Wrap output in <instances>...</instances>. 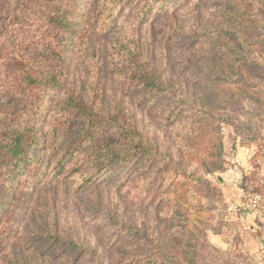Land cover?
Returning <instances> with one entry per match:
<instances>
[{
    "label": "rangeland",
    "instance_id": "374dc122",
    "mask_svg": "<svg viewBox=\"0 0 264 264\" xmlns=\"http://www.w3.org/2000/svg\"><path fill=\"white\" fill-rule=\"evenodd\" d=\"M39 1L0 0V103L16 90L12 61L38 45L4 28L35 39ZM117 1L73 3L64 84L28 91L40 130L60 126L40 135L45 173L0 178V264H264V0H169L139 22L144 0ZM238 146L253 167L240 183L262 197L250 217L233 210L242 191L224 195ZM107 147L125 161L83 162Z\"/></svg>",
    "mask_w": 264,
    "mask_h": 264
},
{
    "label": "trees",
    "instance_id": "16d2710c",
    "mask_svg": "<svg viewBox=\"0 0 264 264\" xmlns=\"http://www.w3.org/2000/svg\"><path fill=\"white\" fill-rule=\"evenodd\" d=\"M76 0H41V3H36V10L40 9L43 11L42 18L44 24L40 23L37 25L39 32L35 35V39H30L27 35H16L8 32L5 29L3 37L5 40H9L14 44L24 43L29 44L28 48L32 46V43L38 44L34 48L29 49L30 53H22L18 55L12 61V69L8 76L11 85L10 89H14L9 93L10 99L5 103H0V178H8L5 176H16L21 174L22 171L26 170L27 165L34 164L35 169L38 170V174L45 173L47 163L44 161L39 165L38 162L40 156L36 154V151L43 142L40 139V135L46 137L50 132V128L53 131L57 130L59 124L53 122L48 123L44 126L42 131L40 130L37 119L42 114L41 103L39 101H29V89L30 92H36V89L43 91L54 92L59 90L64 81L59 77V67L63 63V50L68 37L73 33L74 29L71 28L70 16L71 7H74L73 3ZM129 0H118L115 3L114 8L118 4L128 2ZM172 1L169 0H144L142 6L136 13L137 21H142L147 14L152 12L151 17H156L162 14L168 9ZM158 6L153 9L154 4ZM73 5V6H71ZM73 10V8H72ZM113 9L107 11L103 16V23H110ZM53 24L52 29L48 27ZM44 28L42 29V27ZM3 29V30H4ZM12 34V35H11ZM14 34V35H13ZM43 34V35H42ZM84 39V38H82ZM26 45V46H27ZM147 86L154 90L160 88V81L157 80L158 75L152 72L146 73ZM160 90V89H159ZM158 94V91L153 93ZM75 104L74 96H71L69 103ZM30 104V105H27ZM81 109L80 104H75ZM19 107H22L20 110ZM93 122V121H92ZM93 124L95 125L96 122ZM57 137H61L58 135ZM222 148V144L220 143ZM67 156L62 158L59 163L74 152L72 150L67 152ZM220 153V152H219ZM221 154V153H220ZM122 160V155L116 149L110 150L108 147L103 150L92 149L84 157L83 162L87 163L93 160ZM51 163V162H50ZM39 165V166H38ZM33 167V166H31ZM53 168V169H52ZM52 170L56 167L52 166ZM108 163L101 167L97 172L96 176L104 174L109 169ZM215 169H221V165H216ZM61 170V169H60ZM242 188L248 189V186L242 184ZM10 201L3 193L0 194V209H9Z\"/></svg>",
    "mask_w": 264,
    "mask_h": 264
},
{
    "label": "crops",
    "instance_id": "0c3cea01",
    "mask_svg": "<svg viewBox=\"0 0 264 264\" xmlns=\"http://www.w3.org/2000/svg\"><path fill=\"white\" fill-rule=\"evenodd\" d=\"M239 149L240 147L238 146L236 148V151L235 152L233 151V153L230 154L232 157L226 158L227 160L231 159L236 162L229 168L227 167L226 177L224 178L225 180L230 179V182L227 181V188L224 189V195L227 197L228 201H230L234 196L237 197V199H239L241 195V187H242V184L240 182H242L244 177L250 174L251 170H253V167L251 166L250 163H248L247 160L248 155L251 154L252 152L245 154V156L243 157V154ZM237 182L240 183L241 187L236 185Z\"/></svg>",
    "mask_w": 264,
    "mask_h": 264
},
{
    "label": "built area",
    "instance_id": "2783aa9c",
    "mask_svg": "<svg viewBox=\"0 0 264 264\" xmlns=\"http://www.w3.org/2000/svg\"><path fill=\"white\" fill-rule=\"evenodd\" d=\"M264 160V148L257 158V162H262ZM242 196L244 202L237 207L233 206V210L240 212V217H250L255 215L258 211L261 202V195L258 193H250L241 188Z\"/></svg>",
    "mask_w": 264,
    "mask_h": 264
}]
</instances>
